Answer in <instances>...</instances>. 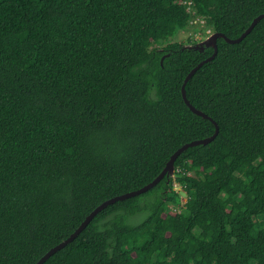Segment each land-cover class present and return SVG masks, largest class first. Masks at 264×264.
Returning a JSON list of instances; mask_svg holds the SVG:
<instances>
[{"label": "trees", "instance_id": "1", "mask_svg": "<svg viewBox=\"0 0 264 264\" xmlns=\"http://www.w3.org/2000/svg\"><path fill=\"white\" fill-rule=\"evenodd\" d=\"M262 15L264 0H0V264H37L215 123L176 178L44 264H264V18L188 82L207 118L182 94L214 53L195 48L196 18L234 40Z\"/></svg>", "mask_w": 264, "mask_h": 264}, {"label": "water", "instance_id": "2", "mask_svg": "<svg viewBox=\"0 0 264 264\" xmlns=\"http://www.w3.org/2000/svg\"><path fill=\"white\" fill-rule=\"evenodd\" d=\"M264 18V15L257 17L253 23L251 24V26L241 35V37L237 38V39H230L228 38L226 35L222 34V33H213L211 36H209L208 38H206L205 40L197 43L195 45L196 49H201L204 50L205 48H213L214 49V53L212 56H210L209 58H207L206 60H204L203 62H201L197 67H195L186 77L183 87H182V94H183V99L186 102V105H188V107L191 109L192 112H194L195 114L202 116L204 118H207L208 116L205 115L203 112L197 110L188 100L187 98V94H186V86L188 84V82L190 81V79L194 76V74L206 63L211 62L212 60L215 59V57L218 54V40L220 38L225 39L226 42L231 43V44H236L239 43L241 41H243L251 32L252 30L255 28V26L259 23V21ZM193 47V46H190ZM163 62V59H162ZM216 125V131L215 134L210 137V138H206V139H202V140H197L194 141L192 143L186 144L183 147H181L178 151H176L170 158L169 162L167 163L166 167L164 168V170L162 171V173L151 183H149L148 185L142 187L141 189L137 190V191H132L129 193H126L124 195L121 196H117L114 197L112 199H109L107 201H105L104 203H102L100 206H98L86 219L85 221L80 225V227L65 241H63L62 243H60L59 245H57L56 247L52 248L44 257H42L40 259V261L37 264H44L52 255H54L55 253H57L58 251H60L61 249H63L65 246H67L70 242H72L76 237H78V235L92 222V220L104 209H106L108 206L115 204L118 201H123V200H127L133 197H136L138 195H141L143 193L148 192L149 190L153 189L155 186H157L165 177H173L175 176V162L178 159V157L182 154L183 151L187 150L190 147H194V146H198V145H206L208 143H210L211 141H213L217 135L219 134V127L218 125L215 123Z\"/></svg>", "mask_w": 264, "mask_h": 264}, {"label": "rangeland", "instance_id": "3", "mask_svg": "<svg viewBox=\"0 0 264 264\" xmlns=\"http://www.w3.org/2000/svg\"><path fill=\"white\" fill-rule=\"evenodd\" d=\"M197 26L199 27L198 28V33H197L196 37H194V39L195 40H200V41L202 39L203 40L206 39L208 36L205 35V30L206 29L204 28V23L199 22ZM200 33H203V36ZM211 34H212V32H211ZM211 34H209V36ZM188 37H190V35L188 33L185 34V33L181 32V33H179V35L175 39H173V41H180V42H184L186 44H189ZM189 45H191V44H189ZM175 178H176V176H175ZM174 189L179 192V194H180L183 202H186V200H187V194L184 191L183 187L181 185L175 183Z\"/></svg>", "mask_w": 264, "mask_h": 264}, {"label": "built area", "instance_id": "4", "mask_svg": "<svg viewBox=\"0 0 264 264\" xmlns=\"http://www.w3.org/2000/svg\"><path fill=\"white\" fill-rule=\"evenodd\" d=\"M199 22H202V23H204V28H205V20L204 19H200V18H196L194 21H193V23L197 26L198 25V23ZM197 28H198V26H197ZM206 30H205V35L206 36H208L209 37V34H211V32H212V34H213V30L211 29V28H205ZM198 33V32H197ZM197 33L196 34H194V36L196 37V35H197ZM202 36H203V33H200ZM211 34V35H212ZM210 35V36H211ZM203 40V39H202ZM200 41V40H199Z\"/></svg>", "mask_w": 264, "mask_h": 264}, {"label": "clouds", "instance_id": "5", "mask_svg": "<svg viewBox=\"0 0 264 264\" xmlns=\"http://www.w3.org/2000/svg\"><path fill=\"white\" fill-rule=\"evenodd\" d=\"M198 28H199V27H198ZM198 28H197V29H198ZM212 30H213V29H212ZM213 33H215V32L213 31ZM207 38H208V37H207ZM204 40H205V39H204ZM201 41H203V40H201ZM201 41H200V42H201Z\"/></svg>", "mask_w": 264, "mask_h": 264}]
</instances>
